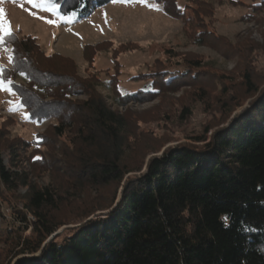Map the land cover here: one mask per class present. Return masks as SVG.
Here are the masks:
<instances>
[{
    "label": "trees",
    "instance_id": "1",
    "mask_svg": "<svg viewBox=\"0 0 264 264\" xmlns=\"http://www.w3.org/2000/svg\"><path fill=\"white\" fill-rule=\"evenodd\" d=\"M111 1L51 0L61 14L76 12L78 19ZM156 1L165 12L181 14L176 0ZM198 30L197 41L208 43L212 36ZM102 46L86 45L85 57L92 62ZM0 47L10 57L0 76L11 81L28 120L50 122L33 143L15 139L11 145L0 137V210L2 186L8 191L27 187L25 207L34 221L17 217L36 234L34 240L11 245L16 250L8 263L264 264V82L244 70L243 92L227 91L220 101L228 126L210 138L207 127L205 134L190 137L192 142L152 156L144 172L130 174L137 169L125 161L127 150L134 148L133 121L127 111L113 107L197 83L205 72L199 59L155 68L135 92L121 91L117 78L106 80L102 86L113 89L111 106L99 94L94 75L80 76L70 58L46 54L35 37L11 32ZM29 147L34 148L28 156L32 169L61 175L68 186L63 195L61 186L38 185L18 170L16 158ZM3 149L10 151L9 167ZM113 184L122 186L118 199L117 191L108 202H80L85 206L77 207L73 219L58 218L70 190L81 194L89 186ZM104 209H110L107 217L99 216ZM69 223L74 226L57 232Z\"/></svg>",
    "mask_w": 264,
    "mask_h": 264
},
{
    "label": "rangeland",
    "instance_id": "2",
    "mask_svg": "<svg viewBox=\"0 0 264 264\" xmlns=\"http://www.w3.org/2000/svg\"><path fill=\"white\" fill-rule=\"evenodd\" d=\"M176 2L181 9L178 16L165 12L156 0H112L97 7L88 17L78 19L61 14L56 3L46 0H38L40 7H33L27 0H0L3 10L0 23H9L11 32L20 36L35 37L46 54L57 53L70 58L80 76L94 75L100 83L99 94L111 106L113 89L102 86L106 80L117 78L121 91L135 92L146 85L145 75L157 67L175 66L185 62V58L201 61L205 71L201 82L162 92L147 101L113 107L121 113L127 111L133 121L135 135L130 141L134 148L127 150L125 161L129 167L137 169L130 174L144 172L152 156L162 154L169 146L192 142L190 137L205 134L207 127L210 138L216 129L228 126L230 118L225 119V111L220 112V101L227 91L243 92L241 74L244 70L264 82V0ZM199 28L212 36L208 43L197 41L200 35L195 33ZM97 43L103 45V49L97 50L90 62L84 48ZM119 46L126 49L115 54L113 50ZM8 51L0 47L2 69L10 66ZM0 79L3 78L0 76ZM7 82L5 85L11 91L0 88V137L11 145L15 139L16 143L18 139L33 143L36 134L44 132L50 122L29 121L27 110L18 104L19 98ZM26 149L24 152L21 149L22 156L16 158L18 170L26 172L38 185L61 186L59 190L63 195L68 186L62 176L43 169L33 170L28 156L34 148ZM2 157L4 163L11 166L10 151L3 149ZM89 187L80 191L81 194L70 190L67 198L64 196L67 201L58 218L73 219L78 214L77 207L85 206L80 202L86 201L87 205L108 202L117 191L118 199L122 190V186L115 184ZM2 190L0 264H10L8 260L16 250L11 251V245H16L20 239L34 240L36 234L31 226L25 228L17 217L22 214L34 221L25 207L28 188L20 186L8 191L2 186ZM79 198L82 200L78 201ZM109 210H99L97 214L107 217ZM72 226L73 223L66 224L57 232ZM15 261L13 258L12 263Z\"/></svg>",
    "mask_w": 264,
    "mask_h": 264
},
{
    "label": "snow or ice",
    "instance_id": "3",
    "mask_svg": "<svg viewBox=\"0 0 264 264\" xmlns=\"http://www.w3.org/2000/svg\"><path fill=\"white\" fill-rule=\"evenodd\" d=\"M46 2L50 3L51 0H46ZM116 2H120V0H116ZM27 3L32 5L33 7H40L41 6V4L38 3V0H27ZM44 10L52 11L53 9L52 8H45ZM0 12H3V10L0 9ZM32 14L35 15V13H32ZM70 15L72 17H75L77 14H76V12H72ZM40 18L46 19L45 17H40ZM46 22L56 23V21H52V20H46ZM11 31H12V29H11V26L9 23H7V22L0 23V44L3 43L5 36H8L11 34ZM2 72H3V69L0 68V73H2ZM7 84H11V81H8ZM0 88L7 90V91H11V88H9L5 85V81L3 79H0Z\"/></svg>",
    "mask_w": 264,
    "mask_h": 264
}]
</instances>
